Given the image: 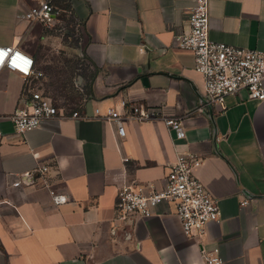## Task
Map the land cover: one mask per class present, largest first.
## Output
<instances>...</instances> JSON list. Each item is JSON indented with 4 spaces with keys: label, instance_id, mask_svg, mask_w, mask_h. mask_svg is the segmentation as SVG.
Here are the masks:
<instances>
[{
    "label": "crops",
    "instance_id": "0c3cea01",
    "mask_svg": "<svg viewBox=\"0 0 264 264\" xmlns=\"http://www.w3.org/2000/svg\"><path fill=\"white\" fill-rule=\"evenodd\" d=\"M64 3L79 34L85 69L78 80L88 93L76 108H64V117L21 135L0 119V264H205L199 242L207 252L217 247L221 264H264V100L240 90L225 98L224 109L207 104L192 52L174 40L188 30L195 0ZM32 4L0 0V45L31 55L43 76L39 44L59 43L57 25L28 21ZM208 23L213 41L264 50V0H209ZM27 82L0 71V116L14 112ZM123 101L155 107L180 125L128 120L118 137L95 110L104 115ZM186 152L201 158L195 175L220 209L205 235L186 237L170 202L115 225L118 189L162 188L176 155ZM38 163L49 166L50 188L67 195L66 203H53L35 173ZM25 172L36 185L13 186Z\"/></svg>",
    "mask_w": 264,
    "mask_h": 264
},
{
    "label": "built area",
    "instance_id": "2783aa9c",
    "mask_svg": "<svg viewBox=\"0 0 264 264\" xmlns=\"http://www.w3.org/2000/svg\"><path fill=\"white\" fill-rule=\"evenodd\" d=\"M33 4L25 12L28 21L41 22L44 26L55 27L61 22L62 13L70 12L53 6L52 0H31ZM188 30L174 37L175 44L190 50L194 57V67L203 76L204 99L207 104L225 108V98L240 90H245L249 99L264 100V50L236 47L216 42L209 37V0H195L187 17ZM0 71L8 69L23 75L28 85L21 94L19 103L10 115L0 116L9 119L14 131L21 135L39 127L43 119L64 117V108L57 106L54 100L37 88L36 83L42 73L35 67L33 57L15 45H0ZM28 63H25V61ZM120 108L109 107L104 115L96 114L104 121L115 126L118 137L125 134L124 124L131 120L148 122L161 119L168 127L180 125L179 118L161 117L159 109L143 104L121 102ZM71 117H80L74 112ZM2 131L0 130V136ZM36 158L39 154L32 152ZM202 164L196 153H178L170 165L162 188L142 186L138 183L125 184L117 191L115 203V225L125 222L134 215L142 218L154 214L161 202L174 205L183 234L190 239H199L205 235L206 225L220 217L219 205L203 183L195 175ZM49 166L38 163L35 173L42 179L43 187L49 189L53 203L60 206L68 201L65 194L50 188ZM34 173L25 172L16 178L13 186L36 185ZM243 200L241 204H245ZM200 254L205 264H221L222 260L215 247L207 252L199 242Z\"/></svg>",
    "mask_w": 264,
    "mask_h": 264
},
{
    "label": "rangeland",
    "instance_id": "374dc122",
    "mask_svg": "<svg viewBox=\"0 0 264 264\" xmlns=\"http://www.w3.org/2000/svg\"><path fill=\"white\" fill-rule=\"evenodd\" d=\"M59 43L50 41L39 44V52L44 75L36 86L48 94L57 106L66 109L76 108L83 101V85L78 77L84 73V61L81 53L75 48L78 31L71 24L63 22L55 27ZM68 31V32H67ZM67 33L69 34L67 36Z\"/></svg>",
    "mask_w": 264,
    "mask_h": 264
},
{
    "label": "trees",
    "instance_id": "16d2710c",
    "mask_svg": "<svg viewBox=\"0 0 264 264\" xmlns=\"http://www.w3.org/2000/svg\"><path fill=\"white\" fill-rule=\"evenodd\" d=\"M53 3H54L55 5H57L58 7H60V9L67 10V9H66V8H67V4L64 3V0H54ZM61 19H62V21H65V23H67V24L70 22V18L68 19V18L65 16V13H62V15H61ZM84 93H85V94L88 93V86L84 87V89H83V93H82V94H84Z\"/></svg>",
    "mask_w": 264,
    "mask_h": 264
},
{
    "label": "snow or ice",
    "instance_id": "6c2138e0",
    "mask_svg": "<svg viewBox=\"0 0 264 264\" xmlns=\"http://www.w3.org/2000/svg\"><path fill=\"white\" fill-rule=\"evenodd\" d=\"M2 56H3V54H2V53H0V57H2ZM25 63H28V61L26 60V61H25Z\"/></svg>",
    "mask_w": 264,
    "mask_h": 264
},
{
    "label": "bare ground",
    "instance_id": "6f19581e",
    "mask_svg": "<svg viewBox=\"0 0 264 264\" xmlns=\"http://www.w3.org/2000/svg\"><path fill=\"white\" fill-rule=\"evenodd\" d=\"M211 106V105H210Z\"/></svg>",
    "mask_w": 264,
    "mask_h": 264
}]
</instances>
